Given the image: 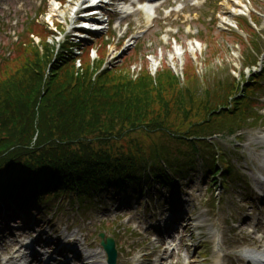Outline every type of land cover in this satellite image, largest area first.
I'll return each instance as SVG.
<instances>
[{
    "label": "rangeland",
    "instance_id": "1",
    "mask_svg": "<svg viewBox=\"0 0 264 264\" xmlns=\"http://www.w3.org/2000/svg\"><path fill=\"white\" fill-rule=\"evenodd\" d=\"M87 1L0 0V41L12 45L19 40L17 33L33 22L52 31L48 35L51 44L55 39L64 41L74 35L80 16L77 9ZM159 3L152 22H147L141 11L125 17L113 13L109 14L112 26L108 34L109 17L104 16L103 29L83 38H91L94 45L97 37L106 35L104 39L110 43L106 65L129 63L134 75L145 64L153 72L166 65L182 75L191 60L198 69L201 88L209 87L208 82L214 89L215 81L223 79L242 82L251 69L264 68V0H168L164 8ZM255 12L258 19L251 22L253 29L249 30L240 22L250 20ZM58 32L62 35L54 36ZM33 38L36 43L41 40ZM126 38L130 46L124 49ZM196 41L201 49L192 52L190 47ZM180 51L182 57L177 55ZM261 85L254 95L253 114L241 126H234L237 133L230 134L226 126L209 138L234 169L228 188L221 186L223 177L213 181L206 174L197 154L195 169H188L186 178H175L172 188L154 181L142 184L146 193L133 192L131 187L116 195L104 190L89 208L75 207L62 197L56 203L41 202L37 211L19 214L21 219L13 214L4 221V216L0 218V264H31V258L16 259L21 241L34 242L40 250L32 264H40L42 257L51 263L61 258L64 264H77L79 253L91 264H108L101 245L103 231L116 239L118 264H148V260L152 264H247L241 258L244 250L264 251V76ZM247 210L250 219L243 218ZM168 218L173 224L166 228ZM55 240L60 241L58 246L64 242L77 252L66 258L68 253L58 251ZM177 242L171 251L170 243L174 246Z\"/></svg>",
    "mask_w": 264,
    "mask_h": 264
},
{
    "label": "trees",
    "instance_id": "2",
    "mask_svg": "<svg viewBox=\"0 0 264 264\" xmlns=\"http://www.w3.org/2000/svg\"><path fill=\"white\" fill-rule=\"evenodd\" d=\"M46 27L31 23L0 56V212L63 194L83 204L133 184L172 187L195 169L197 154L206 174L228 188L233 167L209 138L226 126L237 133L234 126L253 114L260 74L210 89L200 87L191 60L183 81L166 65L153 75L145 64L137 77L129 63L101 70L105 45L91 61V46L68 38L58 47Z\"/></svg>",
    "mask_w": 264,
    "mask_h": 264
},
{
    "label": "bare ground",
    "instance_id": "3",
    "mask_svg": "<svg viewBox=\"0 0 264 264\" xmlns=\"http://www.w3.org/2000/svg\"><path fill=\"white\" fill-rule=\"evenodd\" d=\"M190 50L192 51V52H195V51H197L198 50V47L196 46V45H192L191 47H190ZM264 187V186H263ZM170 212V210L166 213V211H165V214H168ZM249 217V219L251 218V215H250V213H249V211L247 210V211H245L244 212V214H243V218H248ZM170 219H169V221H167L166 223H165V225H166V228H169V225H170ZM70 250H72V249H70ZM73 251H74V249H73ZM75 253H76V251H74ZM34 255V254H33ZM249 256H250V258L252 259V260H256V262H257V264H262V262H258L257 261V259L259 258V256L257 255V254H255V253H249ZM21 257H23V256H21ZM243 257H246V256H243ZM243 257H241L242 259H244L245 260V258H243ZM11 258H14V257H11ZM240 258V259H241ZM262 258H264V255H263V257ZM78 263L79 264H91L90 263V260L85 256V255H82V254H80L79 253V255H78ZM153 262L152 261H150V260H148V264H152Z\"/></svg>",
    "mask_w": 264,
    "mask_h": 264
},
{
    "label": "water",
    "instance_id": "4",
    "mask_svg": "<svg viewBox=\"0 0 264 264\" xmlns=\"http://www.w3.org/2000/svg\"><path fill=\"white\" fill-rule=\"evenodd\" d=\"M101 236L103 237V245L105 246L106 250L110 254V263L117 264L118 259V251L116 248V241L112 236H106L105 233H102Z\"/></svg>",
    "mask_w": 264,
    "mask_h": 264
}]
</instances>
